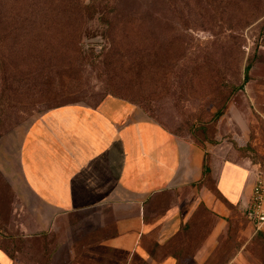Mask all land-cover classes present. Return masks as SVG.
<instances>
[{
	"label": "crops",
	"instance_id": "0c3cea01",
	"mask_svg": "<svg viewBox=\"0 0 264 264\" xmlns=\"http://www.w3.org/2000/svg\"><path fill=\"white\" fill-rule=\"evenodd\" d=\"M259 169L237 159L230 143L202 146L121 97L47 107L19 139L0 264H25L28 238L40 243L47 231L67 230L76 214L94 225L76 254L67 239L57 262L249 264L250 236L262 231L243 212ZM11 236L22 244L13 256Z\"/></svg>",
	"mask_w": 264,
	"mask_h": 264
},
{
	"label": "rangeland",
	"instance_id": "374dc122",
	"mask_svg": "<svg viewBox=\"0 0 264 264\" xmlns=\"http://www.w3.org/2000/svg\"><path fill=\"white\" fill-rule=\"evenodd\" d=\"M216 1L199 0L203 6L210 2L211 10L206 14L209 20L200 21V26L187 22L190 26L179 36L178 50L168 44L167 38L150 33L147 52L139 47L131 49L128 55L121 51L125 59L131 58L134 63L129 69L125 64L126 78L123 66L115 67L113 76L107 80L99 74L98 66L85 62L74 68L59 67L60 72L38 83L42 88L40 94H16L21 96L19 102L0 112V212L7 210L12 199L8 178L17 173L18 143L27 121L54 104L69 101L93 104L107 94L135 103L149 118L174 134L203 144L226 141L237 159L264 169V0H257L260 14L233 31L223 26L235 23L249 0H228L220 20L212 11ZM196 17L200 19V14ZM95 24V20L87 21L78 43L82 52L92 49L98 55L105 40L98 30H89L96 29ZM54 30L57 36L68 33L60 27ZM131 34L134 38L138 36ZM128 41L129 35L120 37L121 44ZM176 55L175 60L170 58ZM247 62L250 66L244 77ZM108 82L117 86L107 90ZM93 225L76 214L69 218L67 230L47 231L40 243L28 238L19 255L25 264H75L57 262L60 259L57 250L63 254L69 239L76 254L87 228ZM247 247L249 264H264V232L252 234ZM72 260L82 261L76 255Z\"/></svg>",
	"mask_w": 264,
	"mask_h": 264
},
{
	"label": "trees",
	"instance_id": "16d2710c",
	"mask_svg": "<svg viewBox=\"0 0 264 264\" xmlns=\"http://www.w3.org/2000/svg\"><path fill=\"white\" fill-rule=\"evenodd\" d=\"M258 1L249 0L250 4L242 10L240 18L235 23L227 22L224 29L241 28L259 15ZM229 2L217 0L212 5L217 20L223 19ZM208 10H211L210 2L203 6L199 0H0V112L19 102L21 96L16 97V94H40V84L52 73L60 72L57 70L62 67L74 68L90 62L98 66L99 74L108 80L115 67L123 66L126 78L127 65L129 69L134 63L131 58L125 59L121 51L128 55L131 49L139 47L147 52L150 33L167 38L168 44L178 50L182 30L190 26L187 22L199 26L200 21L208 22ZM196 14H200V19ZM91 20L97 24L96 29L91 27L89 30H98L105 40L98 58L92 49L82 52L78 43L85 24ZM56 27L66 30L67 35H55ZM131 33H138L137 38ZM122 35H129L131 41L121 44ZM177 57L170 58L175 60ZM249 66L250 62L244 64V77ZM105 86L107 90H113L117 85L108 82ZM58 104L61 103L54 105ZM191 139L202 146L205 144ZM202 173L207 176L206 161H203ZM10 240L8 249L13 256L21 241L17 236H11Z\"/></svg>",
	"mask_w": 264,
	"mask_h": 264
},
{
	"label": "built area",
	"instance_id": "2783aa9c",
	"mask_svg": "<svg viewBox=\"0 0 264 264\" xmlns=\"http://www.w3.org/2000/svg\"><path fill=\"white\" fill-rule=\"evenodd\" d=\"M243 213L252 222L255 231L264 232V170L259 169L254 173Z\"/></svg>",
	"mask_w": 264,
	"mask_h": 264
}]
</instances>
